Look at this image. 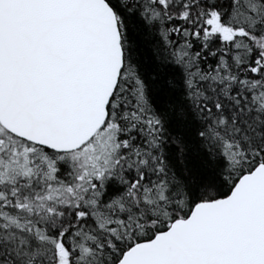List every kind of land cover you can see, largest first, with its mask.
Masks as SVG:
<instances>
[{
	"label": "snow or ice",
	"instance_id": "6c2138e0",
	"mask_svg": "<svg viewBox=\"0 0 264 264\" xmlns=\"http://www.w3.org/2000/svg\"><path fill=\"white\" fill-rule=\"evenodd\" d=\"M0 264H264V0H0Z\"/></svg>",
	"mask_w": 264,
	"mask_h": 264
}]
</instances>
